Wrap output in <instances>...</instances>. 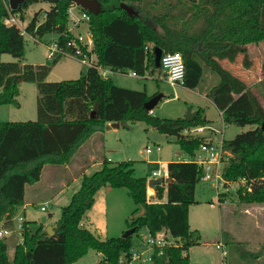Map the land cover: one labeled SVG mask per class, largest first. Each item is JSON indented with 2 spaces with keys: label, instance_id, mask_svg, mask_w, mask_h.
<instances>
[{
  "label": "trees",
  "instance_id": "obj_1",
  "mask_svg": "<svg viewBox=\"0 0 264 264\" xmlns=\"http://www.w3.org/2000/svg\"><path fill=\"white\" fill-rule=\"evenodd\" d=\"M98 1V13H87L99 67L113 73L153 74L161 70L154 66L153 50L159 47L162 54H181L183 86L188 89L200 85L205 69L215 74L217 81L206 96L221 113L224 125L255 126L223 141L231 154L223 177L228 181L245 178L251 191L239 189L240 199L264 203V131L260 128L264 108L246 83L222 66L224 61L235 62L238 55L248 66L246 46L264 42V0ZM40 2L48 3L49 9L43 12L41 21L34 14L24 32L39 39L55 33L58 37L50 43L65 44L68 10L73 7L70 0H25L15 11L9 9L8 0H0V55L9 54L18 60L24 57L22 31L5 25L3 20L10 13H18L23 20V11ZM121 4L132 7L137 15H127ZM60 58L56 55L41 65L0 61V106L18 105L16 97L22 82L35 83L38 91L35 121L0 122V222L6 228L23 205L25 186L39 181L43 167L69 164L105 124L141 121L156 128L163 124L182 130L206 125L199 112L191 121L151 116L144 103L152 96L145 90L119 87L111 76L104 78L92 67L82 68L75 80L47 82ZM203 141L179 135L176 144L192 159ZM166 174L165 186L163 180L153 186L157 201L149 202L147 180L134 176L132 162L110 165L102 159L99 170L82 176L79 188L62 208L52 236L43 226L23 221L21 241L15 246L12 261L0 238V264H72L91 249L101 254L99 264H121V258L127 263L133 251L145 249L141 241L133 235L100 240L79 226L96 192L104 186L127 189L134 204L142 207V215L128 223L133 234L147 230L155 235L164 229L180 240L175 247L163 248L159 255L155 251L152 264H189L187 251L198 242L199 234L189 226L188 210L197 202L201 171L193 162L172 161L166 165ZM199 193H203L202 188Z\"/></svg>",
  "mask_w": 264,
  "mask_h": 264
},
{
  "label": "rangeland",
  "instance_id": "obj_2",
  "mask_svg": "<svg viewBox=\"0 0 264 264\" xmlns=\"http://www.w3.org/2000/svg\"><path fill=\"white\" fill-rule=\"evenodd\" d=\"M175 2L176 0H171ZM71 14L78 17L80 15V8L73 5ZM49 9V4L40 2L30 5L23 11V20H19L18 27L21 31L32 19L34 14H38L40 21L43 19V12ZM68 21V26H70ZM86 29V24L80 25V30ZM25 42L24 57L20 60L13 58L9 54H1V62H20L29 65H41L47 62L46 53L50 41L57 39V34H47L42 38H33L23 34ZM226 63V61L224 62ZM222 63V64H224ZM237 64L232 66V70L236 76L242 79L247 85L252 84V88L260 102H264V58L263 55H255L252 58V64L246 66L243 62V56L238 55ZM224 67V66H223ZM84 68L77 60L67 57H62L53 66L48 76L47 82H57L61 80H75L79 76L80 70ZM127 73H113L115 84L119 87L142 91L145 90L148 96L160 95L161 98L151 110L150 115L160 120L169 119L176 120L186 116L187 112L200 113L202 118L206 119L207 128L214 130L213 137L215 143L219 141H228L234 137L235 134L246 132L255 128L254 125H246L243 127L235 125L225 126L219 115V111L213 105L211 100L203 94L208 92L217 81L215 74L205 69L203 79L198 87L195 89H188L181 85H171L164 79L163 72L157 70L155 73H145L144 76L132 77ZM261 80L260 82H257ZM207 94V93H206ZM38 91L35 83L22 82L19 85V94L16 97L18 105H2L0 106V122H25L35 121L37 119V103ZM201 133H194L196 137L206 133L207 130ZM190 130V129H188ZM179 135L186 134L184 130L180 131ZM193 135V137H195ZM93 140L88 139L78 150L76 155L72 158L71 162L67 164V168L58 165H46L43 167L40 179L37 183L33 184V188H28V198L30 197L31 205L26 208L25 215L23 209L19 206L16 210L12 220L14 227L9 230L8 234L4 235L3 240L7 246L6 254L9 261L13 260L15 246L20 241V234L17 232L19 219L26 218L27 221L41 225L45 229L51 226L53 222L59 219L61 210L68 205L71 196L79 188L80 181L83 175H90L101 168L102 159H106L110 165L130 161L133 163L134 176L144 177L147 182L150 180H160L166 173V162L177 161L181 158L187 160L188 157L180 150L176 144L178 136L166 135L159 131L158 128L150 126L145 122L135 121L119 124L117 128L112 127L111 123L105 124L102 131L93 135ZM186 137V136H185ZM192 137V136H191ZM97 144H99L97 146ZM159 147V151H156ZM150 149V153L145 152ZM197 152V150H196ZM195 152V154H196ZM91 154L96 157L93 159L95 163L91 167V163H86L88 155ZM160 171V176L153 177L152 172ZM76 179L74 183L72 179ZM65 181L67 188H57L61 181ZM166 180V179H165ZM165 180L162 185H166ZM53 189H48V185ZM52 184V185H51ZM29 187V186H27ZM102 188L107 189L108 186ZM196 203L191 205L188 210V222L192 230H197L200 233L198 242L189 247L187 254L189 256L190 264H227V261L235 256L240 248L231 244L225 249L229 255L221 260L220 249L215 245L219 243V209L215 205L214 208L209 207L211 201L210 187L205 184L197 185ZM202 188L203 193L200 194L199 190ZM242 186L234 185L228 188L227 192L220 195L221 200L228 198V203H234L232 208H237L241 203H248L239 197L238 190ZM31 189L35 192L30 196ZM111 189L110 195L103 204L100 195L103 196L104 190L102 189L96 198V204L89 214L95 218V226L97 230L94 232L100 239L121 237L127 231L128 223L132 218L142 215L143 209L141 206L134 204L131 197L128 195L125 188H109ZM243 189V188H242ZM60 192V193H58ZM155 193L153 187L147 186V194ZM244 192H242L243 194ZM231 197L233 200H231ZM102 198V197H101ZM150 199L156 200L154 197ZM164 199V197H163ZM162 199V200H163ZM220 200V203H221ZM47 205L45 211H41L40 207ZM106 206V207H105ZM106 215V228L102 231L96 225L98 220L104 218ZM26 221V220H24ZM2 222H0L1 226ZM94 228V225L92 226ZM1 229V227H0ZM133 238L138 239L143 244L148 238L147 230H140L132 234ZM223 241V239H222ZM224 243V241H223ZM241 249H247L241 246ZM89 251V250H88ZM96 251L90 250L88 254L84 255L82 259H78L72 264H99L97 262ZM252 258L249 255H242L239 257L238 264H251ZM127 264V263H125ZM129 264V263H128ZM135 264V263H134Z\"/></svg>",
  "mask_w": 264,
  "mask_h": 264
},
{
  "label": "built area",
  "instance_id": "obj_3",
  "mask_svg": "<svg viewBox=\"0 0 264 264\" xmlns=\"http://www.w3.org/2000/svg\"><path fill=\"white\" fill-rule=\"evenodd\" d=\"M74 7V6H73ZM71 7L68 10V18L70 21V26H68L66 35V41L63 46L52 42L47 47L46 59L51 60L56 55L62 57L72 58L77 60L84 68L92 67L97 70V72L102 77H108L113 74V72L108 68H101L97 65L96 57L93 53V39L92 34L89 30V15L86 11L80 9V15L78 17L71 14L73 9ZM19 22L18 13H10L4 20L3 23L7 26L14 25L17 28ZM82 23L86 24V29L81 31L80 25ZM20 29V28H19ZM24 34V30L22 31ZM163 72L164 79L167 83L171 85H181L184 83L185 66L182 56L178 52H168L161 54L160 67ZM130 76L136 77L137 75L133 72L129 73ZM151 113V111L149 112ZM204 127H196L190 130H185L186 134H190L193 137L194 133H201ZM195 136V135H194ZM196 137V136H195ZM159 147H156V151H159ZM145 152L149 154L150 149H146ZM231 156L229 151L224 147L223 141H219L218 144L210 139H204L197 149L196 154L192 159L184 160L186 162H193L201 171L200 182L210 187V191L213 193V197L209 203V207L213 208L215 205L220 203V195L227 192L228 188L234 187V185L242 186L243 189L250 192L251 186L247 183L245 178H240L236 181H228L223 177V168ZM153 177L160 176V171L152 172ZM167 178L165 173L162 180ZM251 183V182H250ZM47 205L40 207L41 211H45ZM20 221L19 234L21 236V226L23 221ZM6 235L7 232L3 231ZM2 232L0 231V238ZM145 249L139 251H133L130 254L129 261L127 264H152V255L156 251L157 255L161 254L162 249L165 247H175L180 243L178 238L172 237L167 230H161L155 235H148L145 240ZM217 249H220L221 260L226 258L227 253L223 245L219 242L215 245ZM225 249V248H224ZM121 264L124 263V259H120Z\"/></svg>",
  "mask_w": 264,
  "mask_h": 264
},
{
  "label": "crops",
  "instance_id": "obj_4",
  "mask_svg": "<svg viewBox=\"0 0 264 264\" xmlns=\"http://www.w3.org/2000/svg\"><path fill=\"white\" fill-rule=\"evenodd\" d=\"M247 48V64L251 65L252 64V58L255 55H263L264 58V42H260L258 44H249L246 46ZM237 61V57L236 60ZM225 62V61H224ZM223 62V63H224ZM235 63V62H233ZM231 62L226 61V63L222 64V66H224V68L228 69L231 73L234 74L233 70H232V66L237 64H233ZM236 75V74H234ZM261 80H258L257 82H260ZM215 85V83L212 85V87ZM247 85V84H246ZM248 88L255 94L254 89L251 87L252 84L247 85ZM211 88V87H210ZM209 88V89H210ZM206 93L207 92H203V94L206 97ZM256 95V94H255ZM257 97V96H256ZM258 98V97H257ZM259 100V99H258ZM260 101V100H259ZM262 107L264 108V102H260ZM219 115L221 117V113L219 112ZM204 128H206L205 130L206 133H203L200 135L199 138H203V139H210L212 141L214 140L213 137V132L214 130L211 128H207V126H203ZM185 131V130H184ZM215 133V132H214ZM236 135V134H235ZM234 135V136H235ZM93 136L90 137V142L91 140H93ZM223 141V140H222ZM99 144H97L98 146ZM99 147V146H98ZM96 157V155L94 154L88 155V158L86 159V163H91V167L93 166V162L94 158ZM177 161H184L183 158L180 157L179 160ZM172 162V161H171ZM166 162L165 165H167ZM63 170L64 168H67V165H63ZM74 183L76 181V179H72ZM37 183V182H36ZM165 183H167V178L165 180ZM52 185V184H51ZM29 186V187H27ZM32 185H26L24 188V200H23V205L21 206L23 209V214L25 215V211L26 208L31 205V200L30 197L28 198V188H33ZM69 188L67 187V184L65 181H61L58 185L57 188ZM48 189H53L52 186H50V184L47 187ZM110 187L108 186L107 189L105 188H101L100 190H98L94 196V203L92 205V207L86 211V213L84 214V216L82 217L79 226L83 229H86L88 231H90L92 234H94L96 236V233L94 232V230H97V226H95V218L94 216L91 214H89V211H91L93 209V207L96 204V198L99 194H101V190H104L103 196L100 195V199H102L103 204L105 203L106 198L108 197V195H110V191L111 189H109ZM32 191H30V196H33L32 194L35 192V189H31ZM60 193V192H58ZM148 196V201L149 202H155L156 200L150 199V197L154 198V192L151 194H147ZM211 198L213 197V195H209ZM164 199H165V194H164ZM164 199L162 201H164ZM222 199V198H221ZM225 200H221V203H218V209H219V221H220V230H219V238H220V243L223 245V247L228 248L231 244H234L236 247H239L240 249L235 252V256H232L230 260L227 261V264H238L239 262V257H241L242 255L246 254L249 255L252 258V263L251 264H264V203H241L239 205H237V208H232L234 206V203H228V198H225ZM231 200H233V198L231 197ZM45 205V204H44ZM106 207V206H105ZM142 208V207H141ZM211 208V207H210ZM214 208V207H213ZM104 215V218L98 220V223L96 225H98L99 229L102 231L105 230L106 228V215ZM27 219H21V221H24ZM56 222H53L51 224V226L56 225ZM3 223V222H2ZM3 224H1V229L0 231L2 232V237H4L3 231H6L8 234V229H6V227L2 226ZM94 225V228L92 227ZM12 227H14L13 221H11V226L9 227V230L12 229ZM17 232H19V228H20V221L18 223L17 226ZM94 229V230H92ZM197 231V230H196ZM198 232V231H197ZM6 234V235H7ZM199 237H200V233L198 232ZM98 239L99 236H96ZM224 243H223V241ZM102 240V239H100ZM21 241V238H20ZM19 241V243H20ZM229 245V246H228ZM241 246H245V248L247 249H241ZM90 251V250H89ZM88 251V252H89ZM87 252V254H88ZM229 255V252H227V257ZM96 257H97V262H99L102 258L100 253H96ZM82 259V258H81ZM190 264V261H189Z\"/></svg>",
  "mask_w": 264,
  "mask_h": 264
},
{
  "label": "water",
  "instance_id": "obj_5",
  "mask_svg": "<svg viewBox=\"0 0 264 264\" xmlns=\"http://www.w3.org/2000/svg\"><path fill=\"white\" fill-rule=\"evenodd\" d=\"M70 1L72 2L73 5L79 7L80 9H82V10L88 12V13H91L93 15L98 13V11L100 10V3H99L98 0H70ZM24 2H25V0H8L9 9L11 11H15ZM120 8L123 9L127 13V15H129V16L137 15L136 11L130 6H127L125 4H121ZM153 53H154V66L156 68H159L160 67V58H161L162 50L159 47H155L154 50H153ZM160 98H161L160 95L152 96L148 101H146L144 103V108L147 111L150 112L155 107V105L160 100ZM195 115H196V113H191L190 111H188L186 116L184 117V119H186L188 121H191V120H193ZM112 127L117 128L118 125L117 124H112ZM260 128H261V130L264 131V123L261 124ZM158 129L163 134L173 135V136H179L180 131L182 130L181 127L171 128V127H167V126H165L163 124L159 125ZM159 181L160 180H150V181L147 182V186L148 187H153ZM55 227H56V225L46 227L45 230H46V232L48 233L49 236H52L54 234V228ZM133 232H134V229L130 228L127 231H125L121 237L123 239H126L127 237L131 236L133 234Z\"/></svg>",
  "mask_w": 264,
  "mask_h": 264
}]
</instances>
